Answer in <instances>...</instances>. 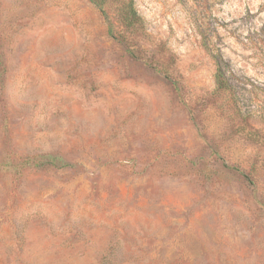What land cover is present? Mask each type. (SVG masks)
Here are the masks:
<instances>
[{
  "label": "rangeland",
  "instance_id": "374dc122",
  "mask_svg": "<svg viewBox=\"0 0 264 264\" xmlns=\"http://www.w3.org/2000/svg\"><path fill=\"white\" fill-rule=\"evenodd\" d=\"M116 4L0 0V264H264V0Z\"/></svg>",
  "mask_w": 264,
  "mask_h": 264
},
{
  "label": "trees",
  "instance_id": "16d2710c",
  "mask_svg": "<svg viewBox=\"0 0 264 264\" xmlns=\"http://www.w3.org/2000/svg\"><path fill=\"white\" fill-rule=\"evenodd\" d=\"M95 7H97L100 11H103V6L108 2V0H89ZM116 14L118 22L128 30H137L144 25V19L137 12L134 0H116ZM202 36V46L206 53L214 60L215 62V72L213 75L215 88L218 90L229 91L231 89V84L229 79L227 78L225 71L221 65L219 58H217L216 51L217 49L214 45L211 44L210 40H208L205 36ZM14 156V155H13ZM41 156L35 157H25L19 161L20 168L26 167L30 165L31 161L37 160V164H44L48 162H54L55 156L48 155L43 159H40ZM55 159V160H54ZM48 161V162H47ZM0 168H12L17 169V158L9 159L8 157H4L1 155L0 160Z\"/></svg>",
  "mask_w": 264,
  "mask_h": 264
}]
</instances>
